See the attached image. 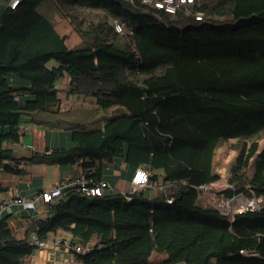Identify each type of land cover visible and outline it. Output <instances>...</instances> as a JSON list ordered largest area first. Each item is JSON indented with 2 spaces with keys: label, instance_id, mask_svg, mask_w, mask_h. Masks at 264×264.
I'll list each match as a JSON object with an SVG mask.
<instances>
[{
  "label": "trees",
  "instance_id": "trees-1",
  "mask_svg": "<svg viewBox=\"0 0 264 264\" xmlns=\"http://www.w3.org/2000/svg\"><path fill=\"white\" fill-rule=\"evenodd\" d=\"M11 2L0 0V174L80 163L73 179L97 183L104 162L123 158L153 186L91 196L66 185L23 237L3 213L0 264H23L34 233L93 244L82 264H264V209L230 217L198 190L230 145L220 193L264 196V0H194L176 13L141 0ZM61 93L95 102L65 108ZM25 119L71 131L72 143L24 146Z\"/></svg>",
  "mask_w": 264,
  "mask_h": 264
},
{
  "label": "crops",
  "instance_id": "crops-1",
  "mask_svg": "<svg viewBox=\"0 0 264 264\" xmlns=\"http://www.w3.org/2000/svg\"><path fill=\"white\" fill-rule=\"evenodd\" d=\"M75 98V96H69L67 100L72 101ZM94 102V100H91L89 104ZM22 126L26 129V135L23 137L24 146L43 150L46 147H67L72 143L69 131L63 132L57 129L49 131L45 126L33 124L26 119L22 122ZM23 145L15 144L14 146L21 148ZM103 166L105 167L103 181L109 182L113 191L128 193L133 189L131 181L134 171L126 168L123 158L104 162ZM20 167L26 170L22 174L5 171L0 174L3 184L8 189L6 192L0 193V197L18 193L27 198H32L42 191L51 190L58 183L62 185L69 184L74 176L81 172L80 163L62 166L35 163L29 165L20 164ZM116 169H120V173H115ZM37 205V208L13 205L4 212V215L9 216L11 228L18 237L25 235L32 216L44 217L45 213H47L48 203L39 200ZM62 237H66V235L48 239L56 241L55 243L46 240V246L27 255L23 264H82L81 257L68 246L69 239H63Z\"/></svg>",
  "mask_w": 264,
  "mask_h": 264
},
{
  "label": "built area",
  "instance_id": "built-area-1",
  "mask_svg": "<svg viewBox=\"0 0 264 264\" xmlns=\"http://www.w3.org/2000/svg\"><path fill=\"white\" fill-rule=\"evenodd\" d=\"M20 0H12L11 6L16 7ZM147 6L156 8L158 10H162L168 13H176V11L185 5L192 4L194 0H141ZM202 15L198 14L197 18H201ZM116 29L118 31H122L123 25L117 21H115ZM115 173H120V169H116ZM150 171L145 166H138L133 173L132 176V185L133 189L130 192L150 188L152 187V182L150 180ZM212 183L202 184L198 187V190L201 193H206L208 198L210 197V192L212 188ZM66 185H78V188L84 191L87 195L95 196V195H102L106 190L112 191V187L109 182L107 181H100L94 183L92 180H88L86 178L80 177L73 179L69 184H56L51 190L42 191L41 193L35 195L32 198H27L18 193H12L7 196L0 197V217L2 214L13 205H23V206H31L37 208V202L40 200L46 203L54 202L55 197L61 195L63 188ZM162 188V187H161ZM127 193V192H126ZM129 193V192H128ZM212 193V192H211ZM217 201L216 204L213 202H209V204L213 205L214 207L218 208L222 213L227 216L233 217L236 214L244 213L247 211H256L264 209V196H254L249 195L246 193H235L230 196H225L223 194L218 195L216 197ZM127 201L131 200L130 196L126 197ZM212 200V199H211ZM172 202V200H169ZM32 243L36 244V250L43 248L46 246V241L40 240L37 234H32L31 236ZM49 242L55 243L56 241ZM58 242V241H57ZM60 242V241H59ZM74 252L78 255L88 253L92 250L93 244L86 243V244H77L72 245L70 242L67 243Z\"/></svg>",
  "mask_w": 264,
  "mask_h": 264
},
{
  "label": "rangeland",
  "instance_id": "rangeland-1",
  "mask_svg": "<svg viewBox=\"0 0 264 264\" xmlns=\"http://www.w3.org/2000/svg\"><path fill=\"white\" fill-rule=\"evenodd\" d=\"M53 64H57L56 60H51L49 65H53ZM62 96V100H63V107L67 108L69 106H79L80 104H82L83 102H90L91 100H85V99H78L77 101H69L67 100L68 97H65L64 93H61ZM66 99V100H65ZM46 127V126H45ZM49 131L52 130H56V129H52V128H48L46 127ZM44 128V129H46ZM46 129V130H47ZM65 132V131H63ZM71 134V131H69ZM235 155V151L231 148L230 145L225 146L222 150H220L219 155H218V165H222V166H217L216 169V173L217 175H215V177L213 178V183H212V188H211V192L210 194V198L209 199L207 194L204 193L205 197H206V204L209 202H213L214 204H216V197H218V195L222 194L220 193V191L224 190L227 186H228V182H227V175H228V171L226 170V166L225 164L229 163L233 156ZM224 165V166H223ZM49 204V203H48ZM44 216H47L46 213ZM178 264H185V263H178Z\"/></svg>",
  "mask_w": 264,
  "mask_h": 264
}]
</instances>
